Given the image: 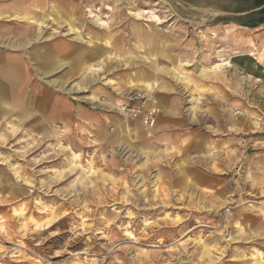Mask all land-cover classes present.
<instances>
[{
  "label": "rangeland",
  "instance_id": "1",
  "mask_svg": "<svg viewBox=\"0 0 264 264\" xmlns=\"http://www.w3.org/2000/svg\"><path fill=\"white\" fill-rule=\"evenodd\" d=\"M30 2L0 0L3 16L38 15L33 26L0 19V54L18 46L39 80L24 88L23 111L1 103L0 264H264L260 9ZM64 41L77 52L38 70L29 52ZM107 41L113 53L83 66L77 53ZM139 74L169 88L130 83ZM46 92L71 113L50 111V100L43 116Z\"/></svg>",
  "mask_w": 264,
  "mask_h": 264
},
{
  "label": "crops",
  "instance_id": "2",
  "mask_svg": "<svg viewBox=\"0 0 264 264\" xmlns=\"http://www.w3.org/2000/svg\"><path fill=\"white\" fill-rule=\"evenodd\" d=\"M47 2L48 0H31L30 5L37 6V4L47 3ZM51 2L54 3V1H51ZM11 7L13 8L14 6H11ZM39 9H42V8H39ZM17 13H12V15L10 16H3V12L0 10V19L13 17L15 19V22H18V19H25L27 21L30 20L29 22H27V24L32 25V26L34 23L38 22V17H36L38 15L35 13L34 10H30L28 13H26L25 15H21V16L19 15L20 14L19 10L17 11ZM18 23H21V22H18ZM15 31L20 32L21 29H16ZM20 36H15V38H19ZM107 42L109 44H106L107 45L106 47L98 51H94V48L92 47L89 50H85V49L83 50L82 48V50L79 53H77V55L80 58V60L83 62V66L85 65L86 62H91V61L93 62V60H96V58L104 57L110 52L113 53V47L111 43L109 41ZM54 46H51V47L45 46L39 50H31L29 52V55L32 58V60H35L37 62L36 68L38 70L57 71L58 65H60V63L63 62V60L60 59L58 53L67 55L68 53H70V50L77 52V50L71 49L70 44L66 43L65 41L61 42V44L60 43L56 44L55 46L56 51L53 49ZM18 48H19L18 46L11 48V49L18 50L16 54H13V55H1L0 54V88H7L6 95L9 96L8 98H2L3 96H6V95L0 96V110L4 108V107L2 108L1 103H4V104L6 103L5 105L6 106L7 104L9 105L10 108L8 109H10V111H17V110L23 111L20 109V104L25 102L26 100L24 96V93H25L24 88H29V85H32V87H34V90H35V87H39V82H38L39 80L33 79V76L31 74V70L28 64L24 62L25 53L20 51ZM2 50H3L2 52L8 51V49H2ZM175 72L177 71L175 70ZM140 76L142 75L139 74L138 76L133 77L130 83L134 85L136 84L139 86H148L147 88H149L152 86L151 85L152 83L145 84L146 81L147 82L154 81L153 86L156 85L157 80L164 81L162 77H157V78L150 77L149 79H146L145 76L143 77H140ZM109 80L114 81L113 79H109ZM30 81H32L33 83H30ZM163 84L166 88H169V85L167 82L164 81ZM14 90H18V92L14 93ZM51 97L52 95L46 92L43 98L44 101L40 102L41 109H42L40 110V113L43 116L47 115V108L49 106L50 100L53 103L50 111L56 110L54 113L62 111L63 114L71 113L72 108L70 104H68L69 102H66L64 98L59 99L58 97H56L54 99V97L53 98ZM63 102L68 104L67 107L61 105V103ZM76 111L78 112V115L79 114L84 115L85 113V111L81 107H78ZM3 114H5V111L3 112ZM140 123H141L140 121H137V123L134 124L135 126H137L139 130L142 129ZM103 141H106L105 137Z\"/></svg>",
  "mask_w": 264,
  "mask_h": 264
},
{
  "label": "trees",
  "instance_id": "3",
  "mask_svg": "<svg viewBox=\"0 0 264 264\" xmlns=\"http://www.w3.org/2000/svg\"><path fill=\"white\" fill-rule=\"evenodd\" d=\"M243 2H247V3L251 4L253 8H261L262 7L260 9V11L262 14H264V0H243ZM257 24L252 25V24H245L244 23L243 25L255 27V26H257Z\"/></svg>",
  "mask_w": 264,
  "mask_h": 264
},
{
  "label": "bare ground",
  "instance_id": "4",
  "mask_svg": "<svg viewBox=\"0 0 264 264\" xmlns=\"http://www.w3.org/2000/svg\"><path fill=\"white\" fill-rule=\"evenodd\" d=\"M140 10H142V9H140ZM140 10H139L138 12H136V14L139 15V14H140ZM142 12H143V11H142ZM155 17H157V16H155ZM235 25H237V24H235ZM238 26H239V25H238ZM38 39H39V38H38ZM105 56H106V55H105ZM105 56H104V57H105ZM100 59H101V58H100ZM103 60H104V59H101V60L97 61V62H96L97 65H99V64H100L99 62H100V61H103ZM104 61H105V60H104ZM103 63H104V62H103ZM51 211H52V210H51ZM47 222H48V221H47ZM47 225H48V223H47Z\"/></svg>",
  "mask_w": 264,
  "mask_h": 264
},
{
  "label": "water",
  "instance_id": "5",
  "mask_svg": "<svg viewBox=\"0 0 264 264\" xmlns=\"http://www.w3.org/2000/svg\"><path fill=\"white\" fill-rule=\"evenodd\" d=\"M261 8H262V7H261ZM261 8H257V9H261ZM258 20H259V21H264V15L260 16ZM253 22L255 23L256 20H253Z\"/></svg>",
  "mask_w": 264,
  "mask_h": 264
},
{
  "label": "built area",
  "instance_id": "6",
  "mask_svg": "<svg viewBox=\"0 0 264 264\" xmlns=\"http://www.w3.org/2000/svg\"><path fill=\"white\" fill-rule=\"evenodd\" d=\"M125 109V108H124ZM154 116V112H149L148 120Z\"/></svg>",
  "mask_w": 264,
  "mask_h": 264
},
{
  "label": "flooded vegetation",
  "instance_id": "7",
  "mask_svg": "<svg viewBox=\"0 0 264 264\" xmlns=\"http://www.w3.org/2000/svg\"><path fill=\"white\" fill-rule=\"evenodd\" d=\"M262 15H264V14H262ZM262 15H261V16H262Z\"/></svg>",
  "mask_w": 264,
  "mask_h": 264
}]
</instances>
